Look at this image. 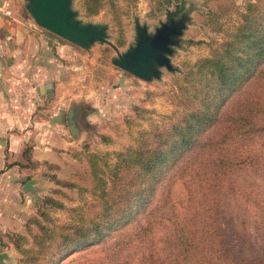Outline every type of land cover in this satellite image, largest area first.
I'll use <instances>...</instances> for the list:
<instances>
[{
	"label": "rangeland",
	"instance_id": "374dc122",
	"mask_svg": "<svg viewBox=\"0 0 264 264\" xmlns=\"http://www.w3.org/2000/svg\"><path fill=\"white\" fill-rule=\"evenodd\" d=\"M11 1L27 14L23 0ZM158 1L161 0H113V7L105 5L90 17L83 15L79 0L71 2L81 18L106 22L111 42L117 39L123 42L117 47L119 50L132 41L135 16L152 30L164 19L166 9L173 10L176 4H181V11L189 19L178 46L170 55L174 70L170 72L163 68L160 77L152 81L140 80L111 64L109 58L114 51L106 44L95 43L84 50L32 21L52 38L53 45L34 46L37 50L35 73H44L45 79L39 83L40 76H35V94L20 98L29 102V116L25 117L22 114L26 112L21 111L20 118L25 121H0V211L1 205L4 210L0 220V252H5L8 257L2 264L17 262L19 256L12 246L11 235L28 237L29 230H35L32 224L26 228L27 220L36 215L43 197L50 196L64 205V209L51 212L58 221L64 220L66 210L81 200L88 203L87 192L61 186L56 180L90 186L85 156L121 149L131 142L137 128L147 126L149 118L170 111L176 81L182 73L197 58L206 56L225 40L237 25L246 3L254 2L179 0L158 7ZM13 77L17 76L10 72L2 82L11 83ZM263 90L264 87H259L253 92L260 94ZM0 95H3V113L10 107V93L3 89ZM69 107L73 108L77 130L74 137L67 129ZM104 135L110 142L102 141ZM61 138L69 139L72 145L65 149L60 143ZM253 147L259 154L263 153L264 136L256 138ZM182 174L173 170L158 186L151 200V207L157 209L156 222H162L161 215H167L171 208L178 213L184 212L187 177ZM29 179H33L36 188L33 194L21 189ZM220 202L223 217L219 220V229L228 238L232 233L239 238L234 250L238 263L264 264V170L244 164L230 172L222 186ZM134 222L128 226H133ZM160 231V225L154 224L151 236L132 242L123 258L132 264H161ZM99 249L93 246L73 252L62 262L98 264L95 259L100 256Z\"/></svg>",
	"mask_w": 264,
	"mask_h": 264
},
{
	"label": "trees",
	"instance_id": "16d2710c",
	"mask_svg": "<svg viewBox=\"0 0 264 264\" xmlns=\"http://www.w3.org/2000/svg\"><path fill=\"white\" fill-rule=\"evenodd\" d=\"M172 1L179 0L156 4ZM105 5L113 7V0H79L85 17ZM259 87H264V0L246 3L228 37L186 68L170 111L149 118L121 149L85 156L90 186L56 180L87 192L90 200L68 208L58 221L51 212L64 205L43 197L27 220L26 228L32 224L35 230L28 237L11 235L19 256L15 264H69L62 262L67 255L93 246L100 248L98 264H132L123 254L132 242L149 238L156 223L161 264H239L234 252L239 238L219 229L220 196L233 170L244 164L264 170V152L253 147L264 136V90L253 92ZM173 170L187 177L184 212L171 208L156 222L151 200Z\"/></svg>",
	"mask_w": 264,
	"mask_h": 264
},
{
	"label": "water",
	"instance_id": "95a60500",
	"mask_svg": "<svg viewBox=\"0 0 264 264\" xmlns=\"http://www.w3.org/2000/svg\"><path fill=\"white\" fill-rule=\"evenodd\" d=\"M72 0H23L22 5L40 28L88 50L93 44H106L113 51L110 63L143 81L158 79L161 70L173 71L170 55L186 28L188 15L181 11V4L173 10L166 9L164 19L159 20L152 30L140 23L137 16L132 20V41L119 50L109 39V26L106 22L86 20L71 6ZM67 129L71 136L76 135L73 121V108L66 112ZM24 192L33 194L36 190L33 179L22 184ZM0 252V264L7 259Z\"/></svg>",
	"mask_w": 264,
	"mask_h": 264
},
{
	"label": "crops",
	"instance_id": "0c3cea01",
	"mask_svg": "<svg viewBox=\"0 0 264 264\" xmlns=\"http://www.w3.org/2000/svg\"><path fill=\"white\" fill-rule=\"evenodd\" d=\"M8 10L9 14L5 15L4 11ZM52 38L37 28L29 16L23 12L20 6L11 0H0V91L6 89L10 93L9 109L3 111V95H0V121L6 122L25 121L20 118L21 111L25 117L29 116V102H24L20 98L26 94V97L34 95L36 89V77L40 83L44 81L45 75L35 73V57L37 50L35 44L41 47L52 46ZM4 56V53H6ZM11 73L13 77L11 83L2 82L5 75ZM36 76V77H35ZM8 80V79H6ZM26 109L21 110V109ZM1 114H3L1 116ZM65 149L72 145L69 139H62L60 142ZM2 183V182H1ZM4 210L1 205L0 220L3 219ZM2 224L0 223V226Z\"/></svg>",
	"mask_w": 264,
	"mask_h": 264
},
{
	"label": "built area",
	"instance_id": "2783aa9c",
	"mask_svg": "<svg viewBox=\"0 0 264 264\" xmlns=\"http://www.w3.org/2000/svg\"><path fill=\"white\" fill-rule=\"evenodd\" d=\"M4 14H5V15H8V14H9V11H8V10H5V11H4Z\"/></svg>",
	"mask_w": 264,
	"mask_h": 264
}]
</instances>
